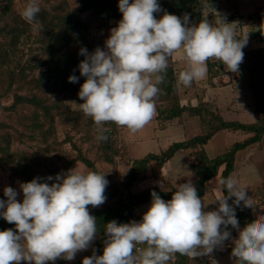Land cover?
Instances as JSON below:
<instances>
[{
    "label": "clouds",
    "instance_id": "1",
    "mask_svg": "<svg viewBox=\"0 0 264 264\" xmlns=\"http://www.w3.org/2000/svg\"><path fill=\"white\" fill-rule=\"evenodd\" d=\"M118 8L122 19L110 30L105 41L107 51L97 47L89 54L81 48L79 53L85 57L79 63L80 74L86 77L78 93L84 101L79 106L97 125L99 141L108 140L106 123L136 133L151 122L160 93L157 85L164 82L160 73L166 72L169 58L175 54L188 64L178 76L185 87L207 77L210 59L221 61L231 72H237L243 62L247 37L238 40L232 24L222 19L217 26L206 18L198 25L187 26V13L181 19L164 12L157 19L154 14L162 11L157 0H119ZM39 12L40 7L31 0L21 15L28 23L38 25ZM68 81L76 83L78 77L70 75ZM39 179L20 185L22 203L16 200V190L4 189L7 200H0V209H4L0 216L14 223L16 231H0V264L73 260L78 252L89 248L97 234V221L88 206L96 208L105 203V175L69 170L64 176L58 174L51 186ZM220 183L221 191L227 189L228 195L217 199L218 211L203 210L205 204L191 182L178 185L168 201L153 191L142 220L108 222L103 254L93 253L82 264H168L176 253L190 259L209 255L230 238L228 225L239 231L232 256L240 264H264V222L255 220L240 230L235 208L228 203L235 197L233 205L239 207L242 201L244 207L253 208L252 198L232 176Z\"/></svg>",
    "mask_w": 264,
    "mask_h": 264
},
{
    "label": "rangeland",
    "instance_id": "2",
    "mask_svg": "<svg viewBox=\"0 0 264 264\" xmlns=\"http://www.w3.org/2000/svg\"><path fill=\"white\" fill-rule=\"evenodd\" d=\"M30 2L31 0H14L11 4V11L20 16L24 7ZM35 2L40 10L48 11L50 15L59 14L62 17H70V12H75L76 17L81 19L85 27L79 29L85 33L87 44L91 45V51L87 49L88 53L91 54L97 47L107 51L105 41L110 36V30L118 26V21L108 18L96 19L92 12L81 9L80 0H35ZM129 2L131 3L132 0ZM204 12L207 15L206 19L213 26H217V21L222 19L225 23L232 24L237 35L247 37V39H249L250 31L264 29V0H217L208 11ZM230 16L237 18L231 21L228 18ZM8 23L9 26L18 24L14 22L13 18H10ZM35 26L32 24L31 29L24 31L30 37L27 39L20 38L23 41L19 44V49L22 52L14 53L15 59L4 70L7 72L14 68L15 76L22 73L26 76V83L24 82V86L18 90L22 94L34 91L38 85L36 83L39 77L46 75V73L52 74L49 76V88L37 92V94L45 103L53 106L51 112L54 116V133L49 134L46 139L40 135L36 136L38 138L34 140H31L27 135H17L14 142L18 151H25L27 154L34 152L41 161L45 162L39 167L40 174L43 175L38 181L40 183H48L51 186L52 183L56 182L54 178L58 174L64 176L69 170H74L80 173L93 171L105 175L108 185L111 183L122 186L125 173L131 167L130 160L132 158H140L151 152L160 153L174 141L207 133L213 125L218 123L217 117L224 120L250 123L264 116V89L257 92L252 91L246 69L234 72L232 77L225 72L214 76L211 81H209L207 72L205 79L193 81L191 87H185L178 82V76L180 72L187 70L188 64L177 53L169 58L168 65H171L176 74L178 102L187 107L191 105L197 107L196 116L190 115L189 108L181 112L179 116L164 122L159 121L155 115L148 125L136 133L130 132L125 127H117L115 124V127L112 128L106 123L104 127L113 129L114 141H112L117 145V153L111 162H107L103 159L105 153L103 141L96 138L97 125L94 121L89 120H92L91 117L83 113L80 116L82 110L79 105L84 101L79 98L78 93L86 77L80 75L74 84L78 85V91L71 90L67 85L69 81L64 79L63 75L57 76V72L54 71V66L50 63L49 52L46 49V36L40 34ZM72 32L74 35L77 30L74 29ZM2 41L4 40L0 36V42ZM76 45L73 41L70 42L69 46L63 42L59 51L65 52L69 50V47L73 51ZM257 46H264V42H260L258 38H252L247 43L248 48ZM81 59L84 60L85 57L81 55ZM14 61L18 62L15 63ZM225 69L227 70L226 66ZM152 80L155 83L154 76ZM19 85L21 86L20 83ZM11 101V95L1 100L3 105H8ZM161 102L162 106L168 105L166 100ZM77 111H80L79 115L75 113ZM28 113L29 107L26 104L11 114L0 108V121L6 123L11 132L14 133L17 130L26 134L22 129V117ZM66 114L67 117H65ZM251 135L252 133L239 130H218L204 145H199L197 148H203L209 157H213L226 151L234 141H242ZM77 149L93 161L96 170L87 167L80 161L69 163L77 156ZM184 156V151H176L162 167H159L154 161L150 162L145 170L139 174L137 180L132 183L131 190L142 192L146 188L157 186L162 190L170 191L172 189L177 190L178 185L187 182H191L195 186L198 176L190 168ZM222 168L223 166L219 168L216 177L205 184L204 194L200 197L205 204L203 208L205 212L217 211L219 208L217 199L224 195L221 191L219 175ZM49 176L53 177V180H47ZM229 176L236 178L239 185L247 190V194L253 202L251 209L254 213L262 211L258 219L264 222V194L260 191V188H264V135H262L261 140L249 144L236 153L234 170ZM22 183L25 182L20 177H11L7 170L0 167V195L2 196L0 200H7L4 189L5 187H12L18 193L17 202L22 203L23 193L20 188ZM108 202L106 200L101 206H106ZM150 205L151 203L133 208L135 211L144 214ZM230 229V238L212 251L220 264H236L238 261L236 257L232 256V249L235 246L233 241L239 237V231L232 226ZM239 229L242 230L243 228L239 226ZM96 251L97 247L93 240L89 248L78 252L73 260L61 258L54 262L49 261L48 264H54L59 260L62 264H82L85 257L92 256ZM188 261L189 264L198 263L197 260L196 263L193 259ZM171 263L172 260L168 262V264ZM20 264H29V262L21 261Z\"/></svg>",
    "mask_w": 264,
    "mask_h": 264
},
{
    "label": "trees",
    "instance_id": "3",
    "mask_svg": "<svg viewBox=\"0 0 264 264\" xmlns=\"http://www.w3.org/2000/svg\"><path fill=\"white\" fill-rule=\"evenodd\" d=\"M13 1L14 0H0V36L4 40L0 42V108L5 109L11 114L16 112L20 106L26 104L29 107V113L22 117V129L26 134L18 132L17 130L13 133L8 130V125H6V123L0 121V167L7 170L11 177H20L23 182L27 183L34 178H40L39 180H41L43 175L40 174L39 167L45 162L41 161L34 152L27 154L25 151H18L14 146V142L17 135H27L31 140H34L38 138L36 136L40 135L46 139L49 134L54 133V116L51 112L53 106L45 103L37 94V92H42L49 88V76L52 74L46 73V75H42V77L37 79L36 84L38 85L35 87L34 91H28L27 89L28 92L22 94L19 93L18 90L24 86V82L26 83V76L23 73L15 76L16 73L14 68L7 72L4 70V68L10 66L15 59L14 53L22 52V50L19 49V44L23 42L20 38H29L30 36L25 34L24 31L32 27V24L25 21L21 15L20 17L11 11V4ZM216 1L217 0H157L162 11L154 15L157 19H160L164 12H167L183 19L184 14L187 13L190 15V24L187 26H194L198 25L206 18L207 15L204 11H208ZM80 2L81 9L92 12L96 19L108 18L118 22L122 19V13L118 8L119 0H80ZM49 13L48 11L43 12V10H40L36 17L39 23L35 27L40 34L42 33L46 36V49L49 52L50 63L53 64L57 76L63 75L64 79L66 78L68 80L70 75H75L79 79L81 75L79 63L82 61L81 55L79 54L80 49L86 46V49L91 51V45L87 44L85 33L80 30L85 28L84 24L81 19L76 17L75 12H70V17H62V15L59 14L50 15ZM10 18H13L14 22L18 24L9 26L8 21ZM228 18L234 21L237 17L230 16ZM74 29L77 30V32L73 35L72 31ZM236 38L238 40H243L245 37L236 34ZM248 38L247 43L252 38H258L260 42H264V29L250 31ZM71 41L77 44L73 51H71V47L65 52L59 51L63 42L66 46H69ZM247 43L242 49L244 58L238 70L246 69L250 88L253 92H257L258 90L264 89V46L248 48ZM14 62L17 63L18 61ZM207 68L209 81H211L214 76L221 75L225 72H227L230 77L235 74L234 72L227 71L225 65L219 60L210 59L207 62ZM160 75L164 76V82L157 85L160 89V93L155 100L157 119L163 122L171 120L188 108L190 115L196 116L198 111L197 107L192 105L187 107L178 102L176 74L171 65H168L166 72L160 73ZM74 84L75 83L67 82L68 87L77 92L78 85ZM10 95L12 96L11 103L3 105L1 102L2 98ZM165 100L168 102V105L162 106L161 101ZM79 112L80 111H77L75 113L79 115ZM82 113L83 112H81L80 116H82ZM65 117H67V114ZM216 119L218 123L213 125L212 129L207 133L194 135L184 140L174 141L160 153L151 152L140 158H132L130 160L131 167L125 173L122 186L111 183L106 186L104 195L106 200L109 201L108 204L96 208L91 205L88 206L90 214L94 216L97 221L98 231L94 239V244L97 247L95 255L99 256L103 254L107 239L105 226L108 222L115 220L118 224L128 223L130 209L151 203V193L153 191L165 201L172 198L176 189L165 191L160 187L153 186L146 188L142 192H133L131 190L132 183L137 180L139 174L145 170L150 162L154 161L159 167H162L164 163L172 158L176 151H184V157L187 163L198 176L195 188L198 196L201 197L204 194L206 182L218 175L221 166H223V168L219 175L222 180L229 177L230 173L234 170L236 153L249 144L261 140L262 135H264V116L250 123H244L238 120H224L220 117ZM89 120L93 122V119ZM107 126H111L112 128L115 127L114 123H108ZM107 128L110 130L106 132L105 135H107L109 139L106 142L103 141V149L105 150L103 159L107 162H111L117 153V145L113 142V129ZM218 130H239L245 133H252V135L246 137L242 141H234L223 153L209 157L203 148H197V146L204 145ZM77 150V156L69 161V163L72 164V162L80 161L87 167L95 169L93 161L83 155L79 149ZM260 191L264 194V188H260ZM223 194L225 196L228 195L227 189H223ZM1 198L2 196L0 195V199ZM234 199L235 197L228 199V203L235 208L239 226L244 228L247 224L255 220L259 221L258 216L262 211L254 213L251 208L244 207L242 201L240 206L237 207L233 205ZM3 211L4 209H0V212ZM221 228L224 230L223 226H221ZM230 228L231 225H228L227 230L230 231ZM7 229L16 231L15 224L8 223L4 220L3 216H0V231ZM188 260L192 259L176 253L171 264H189ZM193 260L196 261L195 258H193ZM54 264H62V262L59 260V262ZM236 264H240V262L237 261Z\"/></svg>",
    "mask_w": 264,
    "mask_h": 264
},
{
    "label": "built area",
    "instance_id": "4",
    "mask_svg": "<svg viewBox=\"0 0 264 264\" xmlns=\"http://www.w3.org/2000/svg\"><path fill=\"white\" fill-rule=\"evenodd\" d=\"M143 213L137 212L134 208H131L128 214V223L131 221L140 222L142 220ZM138 247H145V245H138ZM199 264H220V262L211 253L209 255L195 257Z\"/></svg>",
    "mask_w": 264,
    "mask_h": 264
},
{
    "label": "crops",
    "instance_id": "5",
    "mask_svg": "<svg viewBox=\"0 0 264 264\" xmlns=\"http://www.w3.org/2000/svg\"><path fill=\"white\" fill-rule=\"evenodd\" d=\"M149 204V203H148ZM145 205V204H144Z\"/></svg>",
    "mask_w": 264,
    "mask_h": 264
}]
</instances>
